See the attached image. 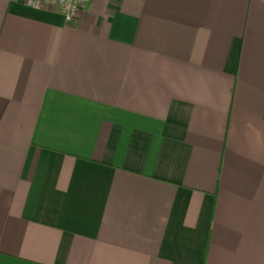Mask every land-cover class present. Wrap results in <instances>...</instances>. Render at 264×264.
<instances>
[{
    "label": "crops",
    "instance_id": "0c3cea01",
    "mask_svg": "<svg viewBox=\"0 0 264 264\" xmlns=\"http://www.w3.org/2000/svg\"><path fill=\"white\" fill-rule=\"evenodd\" d=\"M0 0V264H264V0Z\"/></svg>",
    "mask_w": 264,
    "mask_h": 264
},
{
    "label": "built area",
    "instance_id": "2783aa9c",
    "mask_svg": "<svg viewBox=\"0 0 264 264\" xmlns=\"http://www.w3.org/2000/svg\"><path fill=\"white\" fill-rule=\"evenodd\" d=\"M23 5L39 10L59 13L66 22H76L78 13L91 0H19Z\"/></svg>",
    "mask_w": 264,
    "mask_h": 264
}]
</instances>
